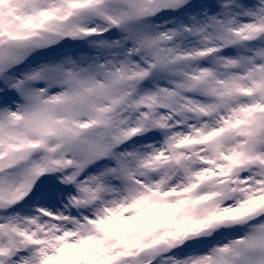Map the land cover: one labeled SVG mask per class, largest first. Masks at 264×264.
Returning <instances> with one entry per match:
<instances>
[{
  "label": "snow or ice",
  "instance_id": "6c2138e0",
  "mask_svg": "<svg viewBox=\"0 0 264 264\" xmlns=\"http://www.w3.org/2000/svg\"><path fill=\"white\" fill-rule=\"evenodd\" d=\"M0 264H264V0H0Z\"/></svg>",
  "mask_w": 264,
  "mask_h": 264
}]
</instances>
